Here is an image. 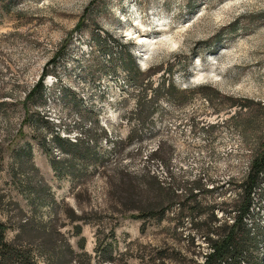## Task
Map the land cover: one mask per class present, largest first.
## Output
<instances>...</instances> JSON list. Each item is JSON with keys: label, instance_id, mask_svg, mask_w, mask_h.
<instances>
[{"label": "rangeland", "instance_id": "rangeland-1", "mask_svg": "<svg viewBox=\"0 0 264 264\" xmlns=\"http://www.w3.org/2000/svg\"><path fill=\"white\" fill-rule=\"evenodd\" d=\"M263 153L264 0H0V223L27 264H205ZM146 175L180 199L140 213Z\"/></svg>", "mask_w": 264, "mask_h": 264}, {"label": "trees", "instance_id": "trees-1", "mask_svg": "<svg viewBox=\"0 0 264 264\" xmlns=\"http://www.w3.org/2000/svg\"><path fill=\"white\" fill-rule=\"evenodd\" d=\"M129 69L132 72L134 71L133 67ZM40 89H44L41 83L35 88V91H40ZM55 142L63 153L83 161L87 160L83 152L88 153L92 149L88 143L83 141L70 142L69 140L57 138ZM158 155L159 152L152 154V160H161ZM69 166L68 164L66 167L69 168ZM142 178L144 180V189L136 192H131L130 190L123 191L124 193L127 192L125 194L127 196L126 203L145 204V210H139L140 213L157 214L166 203H172L180 199V194L177 193L174 187L175 184H163L160 177L156 175H146ZM240 185L242 188L240 199L243 202L241 205H235V212L237 215L235 217V223L231 226L226 224L223 227L217 228V231H215L213 235L217 232V234L220 235L219 237L213 235L208 237V243L212 249V253L206 256L205 264H250L252 262L246 250L251 246L257 249L258 241L257 237L253 235L254 230L248 228L247 219L252 216L250 213L254 205V196H256L258 191L264 188V153L262 156L258 154L255 157V160L251 163L250 172ZM145 190L147 191L148 197H146L144 203H141L143 201L142 194ZM192 193L193 190L190 191V194ZM209 216L210 221H218L213 209ZM34 229L35 227H32L29 231L33 232ZM211 229L214 231L213 228ZM5 230V226L0 223V258L3 259V263L1 264H27L28 258H25L26 254L22 255L15 246L6 242V238L4 237ZM26 231L28 230L24 228V232ZM47 234H49L47 230L42 231L44 239L43 244L45 246H50L49 244H52V241H48L49 236ZM38 236H40V234H38ZM43 239L41 238V240ZM161 264L165 263L161 262Z\"/></svg>", "mask_w": 264, "mask_h": 264}]
</instances>
